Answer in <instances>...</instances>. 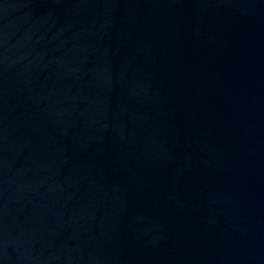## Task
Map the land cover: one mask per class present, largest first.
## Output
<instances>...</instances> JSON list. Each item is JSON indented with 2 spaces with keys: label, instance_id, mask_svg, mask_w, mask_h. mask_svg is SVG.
Segmentation results:
<instances>
[{
  "label": "water",
  "instance_id": "obj_1",
  "mask_svg": "<svg viewBox=\"0 0 264 264\" xmlns=\"http://www.w3.org/2000/svg\"><path fill=\"white\" fill-rule=\"evenodd\" d=\"M0 264H264V0H0Z\"/></svg>",
  "mask_w": 264,
  "mask_h": 264
}]
</instances>
